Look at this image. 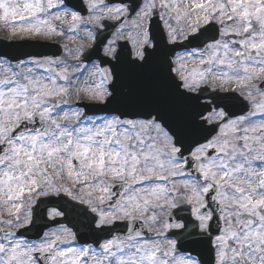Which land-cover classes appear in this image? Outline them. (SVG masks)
Here are the masks:
<instances>
[{
	"label": "snow or ice",
	"instance_id": "6c2138e0",
	"mask_svg": "<svg viewBox=\"0 0 264 264\" xmlns=\"http://www.w3.org/2000/svg\"><path fill=\"white\" fill-rule=\"evenodd\" d=\"M0 24L92 41L0 53V264H264V0H0Z\"/></svg>",
	"mask_w": 264,
	"mask_h": 264
},
{
	"label": "water",
	"instance_id": "95a60500",
	"mask_svg": "<svg viewBox=\"0 0 264 264\" xmlns=\"http://www.w3.org/2000/svg\"><path fill=\"white\" fill-rule=\"evenodd\" d=\"M85 14V13H82ZM158 27V26H157ZM6 45V46H5ZM179 50V49H178ZM0 53L5 54L9 59L15 58V59H25L28 57H42L45 55H54L57 56L59 53V48L54 44H48V43H39V42H19L16 44H10L5 43L3 41L0 42ZM94 58H99V55H93L91 57V60ZM86 63L89 61H85ZM222 99L220 101V106L225 107L226 110L231 109V111L235 114H240L241 111L244 109H241L239 111H236L235 109H232L229 107V100H226V96L220 94ZM215 103V101H214ZM72 219V217H70ZM83 218L77 217L74 219V223H77L79 226L80 236H81V243H92L93 242V236L92 233L89 232L88 228L86 227V223H82L81 221ZM41 221L39 218H37V223H40ZM123 228V225H119L117 227V231H120ZM216 228V222H213V232H215ZM216 233V232H215ZM208 246H204L202 251L204 254V258L206 260H209L210 257L207 258V251ZM210 253V252H209Z\"/></svg>",
	"mask_w": 264,
	"mask_h": 264
},
{
	"label": "rangeland",
	"instance_id": "374dc122",
	"mask_svg": "<svg viewBox=\"0 0 264 264\" xmlns=\"http://www.w3.org/2000/svg\"><path fill=\"white\" fill-rule=\"evenodd\" d=\"M56 23L64 28L66 30V34H67V28H68V24L67 23H62L60 21H56ZM73 38L71 40L69 39H62L58 36H34L33 38H38V39H42V40H47V41H53V40H58L60 41L59 44L63 45H67L68 47H73L76 45H81L83 43H92V41L88 40V41H84L81 38V34H72ZM0 38H6L5 40H11L12 37L10 35V30L8 28H6L3 24H0ZM66 55V51L64 49V54L60 57H64ZM73 99H75V97H73Z\"/></svg>",
	"mask_w": 264,
	"mask_h": 264
}]
</instances>
